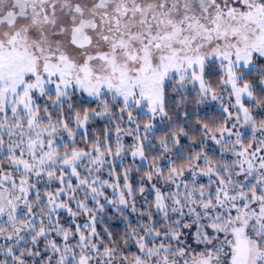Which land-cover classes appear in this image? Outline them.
<instances>
[{
    "label": "snow or ice",
    "instance_id": "snow-or-ice-1",
    "mask_svg": "<svg viewBox=\"0 0 264 264\" xmlns=\"http://www.w3.org/2000/svg\"><path fill=\"white\" fill-rule=\"evenodd\" d=\"M0 264H264V0H0Z\"/></svg>",
    "mask_w": 264,
    "mask_h": 264
}]
</instances>
